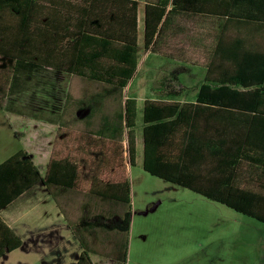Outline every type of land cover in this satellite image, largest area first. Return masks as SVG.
Listing matches in <instances>:
<instances>
[{
  "label": "trees",
  "instance_id": "trees-1",
  "mask_svg": "<svg viewBox=\"0 0 264 264\" xmlns=\"http://www.w3.org/2000/svg\"><path fill=\"white\" fill-rule=\"evenodd\" d=\"M142 7L145 49L204 68L195 104L143 102V169L264 223V0H146ZM138 8L137 0H0V101L10 72L19 63L20 70L43 69L56 78L74 76L88 84L124 87L137 67ZM186 19L212 20L217 26L203 33L186 25ZM171 77L177 80L176 75ZM171 77H162L159 84L168 88ZM13 87L11 82L10 94ZM22 87L17 92L20 98L26 95V86ZM166 94L175 98L180 93ZM28 99L33 103L34 96L29 94ZM191 107L196 115L226 117L230 123L209 121L214 133L198 136L195 147L181 113ZM119 118L133 165L134 98L125 99ZM53 164L50 155L40 176L25 152L0 162V211L38 184L50 192ZM196 167H206L209 175H215L208 177V186L194 183L191 170ZM122 200L128 208L121 217L96 215L83 222L86 227L121 233L119 264L125 263L131 220L128 187ZM79 242L82 250L75 264H92L88 244L82 238ZM22 245L0 218V258Z\"/></svg>",
  "mask_w": 264,
  "mask_h": 264
},
{
  "label": "crops",
  "instance_id": "crops-1",
  "mask_svg": "<svg viewBox=\"0 0 264 264\" xmlns=\"http://www.w3.org/2000/svg\"><path fill=\"white\" fill-rule=\"evenodd\" d=\"M137 1L138 6H144L146 0ZM167 6H171L170 1ZM141 15L143 23V7ZM140 16L138 8V33L140 32ZM143 51L144 56L140 59L141 62L137 55V67L134 75L122 88L116 84L105 82L88 84L76 78L80 82L67 81L65 84H60L59 87L53 86L47 96L44 95L45 98H40L39 101L34 98L33 103H31L28 102L29 99L23 97L16 102L19 104L18 106H30L26 103L31 104L33 109L30 113L20 112L18 115H25L31 119L39 141V152L35 148L38 158L34 159L32 152L25 151V153H29L28 155L40 176L44 175L50 155H53L55 164L49 173L52 171L53 182L56 183H53L52 180L49 181L52 183L50 192L43 185L40 188H36V186L20 195L2 210L4 211L12 205L17 208L21 206L20 217L10 220L9 211L3 215L10 220L7 221L1 216L2 211H0V218L12 229L13 226L17 228V224L25 219L30 220L36 217L41 220L37 229H39V233H46L45 231L48 230V247L56 256L53 258L55 262H58L59 258L63 256L62 251L67 250V248L63 249L62 246L64 244L72 245L74 242L76 248L80 246L79 252L74 253V259L71 261L76 263L82 250L79 238H82L83 242L88 244L89 250L92 251L90 253L92 264H119L118 243L121 233L100 227H86L83 222L96 215L112 219L121 217L128 208L122 200L126 197V187L129 188L132 214V165L129 162L125 128H123L119 118L125 99L134 98L136 100L135 126L137 120L140 122L138 131L134 127L136 148L134 164L137 163L139 155H141V163H143L142 108L145 100L175 102L182 105L196 103L194 95L199 83L190 84L180 81V76L186 72V67L185 62L179 59L165 57L171 60L173 69L161 71L154 80L146 81V76H144V81L135 83L137 69L143 65L148 57L152 55L153 57H164L144 47ZM152 74L151 68H148L145 75ZM174 75L177 76V80L171 77ZM164 76L171 77L172 81L168 88L159 84V80ZM69 78L73 77L70 76ZM133 85L134 88L131 89ZM73 86L75 92L72 93L71 87ZM59 90L64 91V100L58 99L61 96ZM168 90H176L180 94L175 98H169L166 94ZM58 92L60 96L57 98ZM181 113L184 122L189 125L185 127V132L191 133L195 147L196 144L199 145L196 141L198 136L202 137L204 134L214 133L208 126L209 121L212 123H230V118L226 117L196 115V109L193 107L185 108ZM58 127L61 129V133L56 137ZM179 136L182 137V135H175V138L178 139ZM121 145L124 150H122ZM194 152L196 155L199 153L198 149ZM209 173L210 170L206 167H196L191 170L194 183H206L207 186L209 185L208 177L211 179L215 177ZM28 227L31 230L34 229L32 226ZM17 231H15L16 234L22 239V234H18ZM29 241L34 244L32 238ZM25 245L26 243L23 241L22 246Z\"/></svg>",
  "mask_w": 264,
  "mask_h": 264
},
{
  "label": "rangeland",
  "instance_id": "rangeland-1",
  "mask_svg": "<svg viewBox=\"0 0 264 264\" xmlns=\"http://www.w3.org/2000/svg\"><path fill=\"white\" fill-rule=\"evenodd\" d=\"M140 12L142 13V6H139V16ZM185 22L191 29L196 28L203 33L212 31L217 26V22L212 20L186 19ZM139 24L137 55L141 62L140 59L144 56L142 15ZM184 65L186 72L180 76L181 82L198 84L202 81L204 68L190 62ZM20 68H22L21 63L14 65L6 93L0 101V162L20 151L32 152L34 159L38 158L35 148L39 152V141L31 119L14 111L17 108H20L18 112L32 111L30 103H26L30 106L16 104L17 98H20L17 93L20 91L18 88L26 86L24 98L28 99L31 94L39 101L40 98H45L44 95H47L53 86L59 87L67 81L80 82L74 76L69 79L59 75L56 78L43 69L31 71ZM148 68H151L152 75H145ZM173 68L171 60L152 55L141 67H138L135 83L144 81V76L146 81L154 80L161 71H170ZM11 82L14 85L12 94L9 93ZM71 88L72 93L75 92V87ZM133 88L134 85L131 89ZM60 95L59 100H64V91H60ZM138 117L140 118L139 114ZM138 121L135 126L137 131L140 129ZM141 164V155H139L137 163L132 165V214L126 235L124 264H264L263 222L151 175ZM40 186L37 185L36 188ZM153 206L155 207L146 214L142 213L146 207ZM9 211L10 220L21 216V206L17 208L14 205L2 211L1 216L5 218L3 215ZM5 219L10 221L8 218ZM40 224L41 220L33 217L30 220L20 221L17 224L18 231L16 226H13L18 234H22L26 247L22 246L6 253L0 258V264H75L71 261L74 259V253L79 252L80 246L76 248L74 242L72 245L64 244L62 248L67 250L62 251L63 256L58 262L53 261L56 256L48 247V230L45 231L46 233H39L37 228ZM28 226L34 229L31 230ZM30 238L34 244L29 241Z\"/></svg>",
  "mask_w": 264,
  "mask_h": 264
},
{
  "label": "water",
  "instance_id": "water-1",
  "mask_svg": "<svg viewBox=\"0 0 264 264\" xmlns=\"http://www.w3.org/2000/svg\"><path fill=\"white\" fill-rule=\"evenodd\" d=\"M155 206L151 207V208H146L142 213L146 214L149 210H152Z\"/></svg>",
  "mask_w": 264,
  "mask_h": 264
}]
</instances>
